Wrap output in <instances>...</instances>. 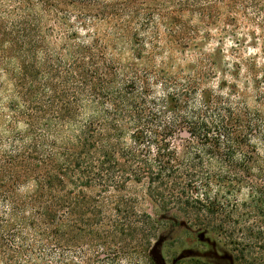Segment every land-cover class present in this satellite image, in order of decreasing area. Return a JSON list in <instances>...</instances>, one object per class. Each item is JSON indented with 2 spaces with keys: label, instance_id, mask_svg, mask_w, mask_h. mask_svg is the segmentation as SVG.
Masks as SVG:
<instances>
[{
  "label": "trees",
  "instance_id": "obj_1",
  "mask_svg": "<svg viewBox=\"0 0 264 264\" xmlns=\"http://www.w3.org/2000/svg\"><path fill=\"white\" fill-rule=\"evenodd\" d=\"M248 5L0 0V264H148L123 239L145 231L138 213L99 226L100 192L128 181L226 238L236 264H264V65L223 48L175 63Z\"/></svg>",
  "mask_w": 264,
  "mask_h": 264
},
{
  "label": "rangeland",
  "instance_id": "obj_2",
  "mask_svg": "<svg viewBox=\"0 0 264 264\" xmlns=\"http://www.w3.org/2000/svg\"><path fill=\"white\" fill-rule=\"evenodd\" d=\"M120 1V0H116ZM262 5L254 7L248 5L246 12L233 14L238 19L236 26L229 27L228 34L220 37L219 32H211L212 39L202 41L200 45L191 46L183 55L178 54L175 63L190 64L195 63L196 58L200 60L205 53L216 52L218 48H223V52L227 53L231 49H241L244 56H252L256 58L257 62L264 65V0H260ZM137 4L138 3H133ZM98 7V6H97ZM76 11H83L87 13H94L99 11V7H88L80 4L74 5ZM17 19L9 18L5 20L6 26H16ZM15 29V28H14ZM126 62V60H123ZM161 61L154 62L156 68ZM140 64V68H146L153 64L151 61H136ZM166 63V62H164ZM170 61H167V65ZM8 94H13V86L10 81H7ZM3 96V92L0 97ZM6 101H8L6 99ZM98 192L100 188L96 189ZM97 192V193H98ZM99 205L102 210L99 215L101 222L100 228L102 230L110 228L114 220H125L123 218L133 216L132 213H138L135 220L143 227L144 232H139L133 239L127 237L123 238L127 243L132 242L138 244L139 247L146 248V254L150 258L148 264H154L149 251L156 248L157 252L161 254L167 264L171 263L179 251L186 247L198 248L205 250L209 248L207 243L200 242L197 239V233L202 231L201 227L193 225L191 222H186V219L175 210H163L155 202H153L146 194V186L143 182L128 181L118 188H110L108 191H102L99 195ZM97 213V212H96ZM69 214V213H68ZM67 215V214H66ZM64 217L62 208L58 210V219ZM69 216V215H67ZM94 216V215H93ZM98 216V215H97ZM96 216V217H97ZM58 224V222H57ZM142 230V231H143ZM208 235V233H206ZM68 236L72 241H78L74 237L73 228L69 229ZM120 236V235H119ZM211 239L216 241V247L221 250H227L235 255L232 246L228 244L226 238L222 236L208 235ZM72 248V247H71ZM91 253V252H90ZM88 253V256L90 255ZM75 254L72 251L67 252L68 260H74ZM60 262L59 253L56 256ZM60 264V263H59ZM72 264V262H71ZM234 264L236 262L234 261Z\"/></svg>",
  "mask_w": 264,
  "mask_h": 264
},
{
  "label": "water",
  "instance_id": "obj_3",
  "mask_svg": "<svg viewBox=\"0 0 264 264\" xmlns=\"http://www.w3.org/2000/svg\"><path fill=\"white\" fill-rule=\"evenodd\" d=\"M197 239L200 242L207 243L208 249L201 250L198 248L186 247L179 251V253L172 258L170 264H175L179 260L196 257V258H208L216 264H234L233 255L227 250H220L216 247V241L211 239L204 230L197 233ZM154 264H167L161 254H159L156 248H152L149 251Z\"/></svg>",
  "mask_w": 264,
  "mask_h": 264
}]
</instances>
